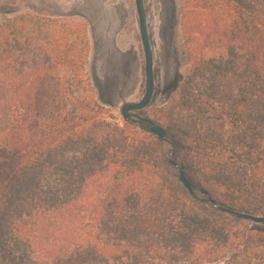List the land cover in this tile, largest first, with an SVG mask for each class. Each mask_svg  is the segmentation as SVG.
<instances>
[{
	"label": "trees",
	"instance_id": "16d2710c",
	"mask_svg": "<svg viewBox=\"0 0 264 264\" xmlns=\"http://www.w3.org/2000/svg\"><path fill=\"white\" fill-rule=\"evenodd\" d=\"M190 70L168 121L109 119L87 26L0 20V264H264V0L182 8Z\"/></svg>",
	"mask_w": 264,
	"mask_h": 264
},
{
	"label": "rangeland",
	"instance_id": "374dc122",
	"mask_svg": "<svg viewBox=\"0 0 264 264\" xmlns=\"http://www.w3.org/2000/svg\"><path fill=\"white\" fill-rule=\"evenodd\" d=\"M197 1L144 0L155 88L148 107L137 114L155 123L158 118L168 121L176 110L174 102L190 70L191 53L180 18L182 8ZM23 14L66 17L87 26L91 51L86 77L96 103L110 111V121L123 127L121 108L139 102L145 93V54L135 0H0V20ZM162 144L168 159V147Z\"/></svg>",
	"mask_w": 264,
	"mask_h": 264
},
{
	"label": "water",
	"instance_id": "95a60500",
	"mask_svg": "<svg viewBox=\"0 0 264 264\" xmlns=\"http://www.w3.org/2000/svg\"><path fill=\"white\" fill-rule=\"evenodd\" d=\"M137 14L139 18V31L141 36V41L143 45V50L145 54V93L143 98L137 103L126 104L121 108V115L124 120L132 123H136L139 126L147 127L152 134L157 136L162 140V142L168 147V163L173 166L179 174V181L182 186L193 196L197 197L201 194L205 202L210 204L213 208L218 210H223L216 200H214L210 194L192 183L186 176L184 167L174 160V143L169 139L166 131L162 126L155 123L154 121L143 118L137 113L144 110L150 104L155 88V77H154V58L151 48V42L148 33L147 26V15L144 5V0H135ZM228 214L247 222H252L255 224H264L263 216H254L250 214H244L237 210H224Z\"/></svg>",
	"mask_w": 264,
	"mask_h": 264
}]
</instances>
